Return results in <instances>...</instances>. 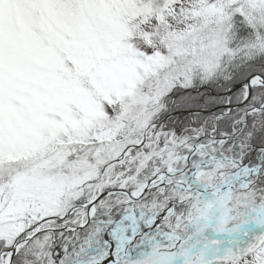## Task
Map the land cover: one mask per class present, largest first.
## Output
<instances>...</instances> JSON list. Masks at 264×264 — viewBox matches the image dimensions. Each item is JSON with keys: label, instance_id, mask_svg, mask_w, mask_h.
Wrapping results in <instances>:
<instances>
[{"label": "snow or ice", "instance_id": "obj_1", "mask_svg": "<svg viewBox=\"0 0 264 264\" xmlns=\"http://www.w3.org/2000/svg\"><path fill=\"white\" fill-rule=\"evenodd\" d=\"M0 264H264V0H0Z\"/></svg>", "mask_w": 264, "mask_h": 264}]
</instances>
